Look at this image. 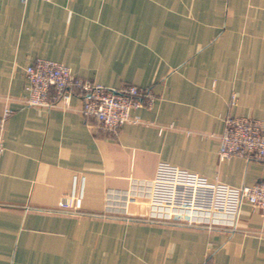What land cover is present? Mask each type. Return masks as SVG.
<instances>
[{"label":"crops","instance_id":"obj_1","mask_svg":"<svg viewBox=\"0 0 264 264\" xmlns=\"http://www.w3.org/2000/svg\"><path fill=\"white\" fill-rule=\"evenodd\" d=\"M37 57L156 99L116 132L77 96L29 106ZM7 105L0 264H264V212L249 203L237 228L209 229L150 219L145 196L122 201L160 161L233 186L264 179V161L219 157L227 115L264 119V0H0V113ZM82 180L79 210L61 209Z\"/></svg>","mask_w":264,"mask_h":264},{"label":"built area","instance_id":"obj_2","mask_svg":"<svg viewBox=\"0 0 264 264\" xmlns=\"http://www.w3.org/2000/svg\"><path fill=\"white\" fill-rule=\"evenodd\" d=\"M25 72L24 101L27 105L68 107L73 97L77 96L82 101V113L96 118L106 131L116 132L121 125L138 121L134 111L151 106L156 99L151 87L133 84L119 89L108 87L74 74L68 65L60 61L44 57H37L28 64ZM12 113L13 109L8 105L0 113V156L5 150L6 122ZM219 139L221 160L238 156L264 161V119L229 114L224 118ZM83 188L84 180L81 188L77 189L75 185L71 193L60 198L59 207L77 212ZM122 194L125 209L129 203L137 202L139 197H147L152 220L209 229L224 226L237 228L244 203L264 212V179L251 185L233 186L211 181L166 161L159 162L152 179L135 180ZM115 196L108 198L109 205L117 200Z\"/></svg>","mask_w":264,"mask_h":264}]
</instances>
